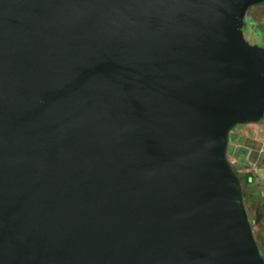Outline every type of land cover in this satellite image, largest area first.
I'll return each instance as SVG.
<instances>
[{
  "label": "water",
  "instance_id": "water-1",
  "mask_svg": "<svg viewBox=\"0 0 264 264\" xmlns=\"http://www.w3.org/2000/svg\"><path fill=\"white\" fill-rule=\"evenodd\" d=\"M261 2L0 0V264H264L226 156Z\"/></svg>",
  "mask_w": 264,
  "mask_h": 264
},
{
  "label": "crops",
  "instance_id": "crops-1",
  "mask_svg": "<svg viewBox=\"0 0 264 264\" xmlns=\"http://www.w3.org/2000/svg\"><path fill=\"white\" fill-rule=\"evenodd\" d=\"M245 18L243 28L248 37L264 46V2L248 8ZM226 156L238 174H248L246 183L240 181L242 197L258 252L264 259V116L229 130Z\"/></svg>",
  "mask_w": 264,
  "mask_h": 264
},
{
  "label": "rangeland",
  "instance_id": "rangeland-1",
  "mask_svg": "<svg viewBox=\"0 0 264 264\" xmlns=\"http://www.w3.org/2000/svg\"><path fill=\"white\" fill-rule=\"evenodd\" d=\"M246 19V18H245ZM244 19V21H245ZM247 20V19H246ZM243 34H244V38L251 44V45H257L259 47H264L262 46L260 43H258L257 41H255V39L248 37L247 35V31L243 28ZM260 254V253H259Z\"/></svg>",
  "mask_w": 264,
  "mask_h": 264
},
{
  "label": "trees",
  "instance_id": "trees-1",
  "mask_svg": "<svg viewBox=\"0 0 264 264\" xmlns=\"http://www.w3.org/2000/svg\"><path fill=\"white\" fill-rule=\"evenodd\" d=\"M243 30V28H242ZM231 165V164H230ZM231 168L234 170V172L236 173V175L238 176V178L240 179V181H242L243 183H246L248 181V174L246 176H241L240 174H238L235 169L233 168V166L231 165Z\"/></svg>",
  "mask_w": 264,
  "mask_h": 264
}]
</instances>
